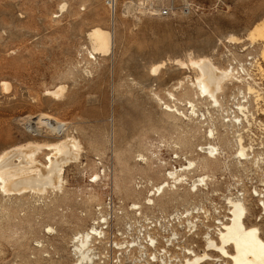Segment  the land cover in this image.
I'll return each instance as SVG.
<instances>
[{
	"label": "rangeland",
	"instance_id": "1",
	"mask_svg": "<svg viewBox=\"0 0 264 264\" xmlns=\"http://www.w3.org/2000/svg\"><path fill=\"white\" fill-rule=\"evenodd\" d=\"M145 2L154 7V13L144 11L136 0H118L112 18L105 0H0V151L27 141H55V134L44 127L40 133L26 127L27 120H34L32 117L39 113L63 121L65 131L61 135L74 136L80 143L77 159L64 168L62 190L47 189L42 194L27 191L23 195L0 191V264H73L76 254L72 248L76 243L72 237L88 231L95 221H106L101 223L107 226L103 230L124 247L95 243L94 264H160L152 261L153 252L163 256L166 264H178L186 248L201 251L206 226L214 227V219L228 215L224 197L229 195L246 198V222L257 224L264 237V214L260 212L264 207L257 205L256 196L258 191L264 193V168L231 162L236 151L232 146L235 134H228L221 125L222 119L230 123L226 120L238 115L236 106L243 95L240 91L245 92L247 83L258 88L262 96L257 100L258 110L253 96L247 97L249 112L256 116L253 120L248 115L249 126L264 121L261 45L247 38L248 30L264 17V0ZM62 3L65 6L60 11ZM188 4L190 9H183ZM164 5L172 7V12L161 16L157 10ZM93 26L112 33L110 53L95 55V59L87 51V31ZM201 56L232 71L217 95L220 106L216 108L208 99L193 97L190 78L186 77L192 71L174 63V59ZM247 57L254 59L257 67L252 82H243L230 66L242 64ZM160 63L163 65L153 74L152 65ZM2 81L7 82V89ZM57 85L64 87L60 97L45 94ZM158 98L166 104L174 102L186 116L191 108L186 101L191 100L198 117L189 115L190 122L183 115L178 119L170 116ZM203 109L206 113L202 118L199 112ZM208 126L219 134L215 136L223 146V154L219 155L222 161L203 160L205 154L198 149L215 141L209 137ZM148 148L159 155L146 165L136 159L139 152L149 155ZM251 149L254 154L261 152L256 147ZM46 152L43 149L37 159L44 163ZM183 155L196 162L197 173L215 176L208 189L200 187L191 192L183 184L155 193L164 181L165 169L184 163ZM157 158L166 165L158 163ZM227 160L228 169L221 170ZM204 163L206 169L200 167ZM94 174H98L97 179ZM152 191L155 194L150 196ZM147 197L152 198L151 205L144 200ZM133 202L140 214L130 209ZM256 215H260L257 220ZM188 219L196 227L187 225ZM45 224L54 231L47 232ZM146 234L156 239L155 246L144 238ZM133 240L146 247L141 259L139 252L130 247ZM166 242L170 243L167 252L158 253Z\"/></svg>",
	"mask_w": 264,
	"mask_h": 264
},
{
	"label": "bare ground",
	"instance_id": "2",
	"mask_svg": "<svg viewBox=\"0 0 264 264\" xmlns=\"http://www.w3.org/2000/svg\"><path fill=\"white\" fill-rule=\"evenodd\" d=\"M64 6H65V3H62L59 7V10L61 11L64 8ZM126 7H128V6H126ZM247 33H248L247 38H249V40L252 43L253 42H259L260 43V45H261V47H260V58L262 60H264V17H262V19L260 21L255 23L248 30ZM87 38H88V41L90 44V48L88 50L87 49L86 50L88 51L90 58L95 59V55L106 56L110 53V50L112 47L111 46L112 45V33L109 29L103 28L101 26H93L92 28H90L87 31ZM234 38H236V37H234ZM232 39H233V37H232ZM84 49H85V47H84ZM87 51H86V53H87ZM87 63H89V62L87 61ZM174 63L179 65L181 68L186 67L187 69L192 71V75L186 76V77L190 78L189 86L191 85L193 88V93H192L193 97L196 99L198 97H201L205 101H207V99H208V101L210 102L209 104H213L214 107L216 108V105L218 104V99H217L218 96L217 95H218V93H220L222 91L223 84H224L225 80L232 74V71L230 69H229L230 71H228L227 68L226 69L219 68L218 66H216L212 62L211 58L206 57V56H201V57H196V58L189 57L185 61H183L181 59H174ZM162 65H163V63L157 64L155 66L152 65L151 72L153 74H155L156 72H158L157 71L158 68L161 67ZM253 65H255L254 62H253ZM256 69H257V67H256ZM262 70H264V69H261V71ZM237 79L239 80L238 77H237ZM240 79L242 80L243 78H240ZM181 83H182V81L180 80L178 82V86H180ZM254 83L257 84L256 81H254ZM1 84L3 85L4 89L8 88L7 82L2 81ZM63 89H64V87L62 85H57L56 87L52 88L51 90H46L45 94L57 98V97H60L62 95ZM240 92L243 93V95H245V96L250 97V95H252L254 98V101H256L257 110L259 109V105H258L259 103L257 102V100L260 98L262 100V96H261L258 88L256 89L255 86L247 83L245 85V92H243V91H240ZM168 95L170 97H172V99H174L172 92H168ZM189 99H190V97H189ZM203 99H202V102H203ZM158 100L164 105V110H166V112L170 116H174V117L176 116V118H177V116L183 115L187 120H190V122L192 119L190 117L191 115L198 117V114L196 113L195 108H194V106H196V105L191 100L187 99V101H186L188 103V105L191 107L189 110L190 116L189 115L186 116V114L183 113L184 110L183 111L180 110L181 108L179 109L175 105L174 102H172V104H166V103L162 102L160 100V98H158ZM199 106H197V107H199ZM236 107H237L239 112H241L242 114L245 115L246 121L248 122V124H249L248 114H251L250 118H252L253 120H256V116H254L253 113L249 112V109H247V106H245L243 103L239 102ZM244 109H246L248 113L245 112ZM203 111H204V109H203ZM206 111H208V108ZM197 112H199V111H197ZM204 113H206V112L205 111L201 112V113L199 112V117L203 118ZM207 114H208V112H207ZM207 114L205 117H207L209 115V114L208 115ZM209 117L210 116H208V118ZM32 118H34V120H30V119L27 120L26 127L31 128L36 133L42 132L43 127H44L49 133L55 134L56 140L53 142L45 143V144L38 143L36 141H27L24 144L10 146V147H7V148L1 150L0 151V191L3 193H16L17 195H23L27 191L31 192V193H38V194H42V193L46 192L47 189H50L52 191H56V190L60 191V190H62L61 188H63L62 185H63V182L65 181L64 180V168H65V166H67L70 162H73L77 159V155H78V152L80 150V143H79L78 139H76L74 136H68V135L62 136L61 135V134H63V131H65V128H64L65 123L63 121L56 120L55 118H53L52 116H50L49 114H46V113H39L38 115H35ZM222 118H223V116H222ZM182 119H183V117H182ZM210 119H208L207 121H209ZM229 120L230 119H228L227 121H229ZM237 120H239V116H234L233 119L230 120L231 121L230 123L225 122L223 119L221 120L222 121L221 125L224 126V130H228V131H226V132H228V134H231L230 132H234V134H235L234 137H232V141H234L235 144H232V146L233 145L236 146V151H235V153L232 154V158H231L232 161L231 162H235L236 165L242 166V167H245L247 164H250L251 166H254L256 168H261L259 161H260V158H262L264 156L261 155V152L260 153L257 152L254 154L253 149H251L249 151V145H247V143L246 144L244 143L243 134L241 132H239L240 122L238 124H235V122ZM180 121H182V120L180 119ZM215 121H216V119H215ZM193 122H195V121H193ZM203 124H205V123H203ZM176 126H178V125H176ZM209 127L210 126H208L209 137L215 141H211V142L207 143L205 146L200 145L198 147V149L200 151L204 152V154H205L203 156V160L204 159L205 160L217 159V158H219V155L221 156L223 154V148H222L223 146L221 145L222 146L221 147L219 144L220 141L218 142L216 140V139H218V138H216V136H217L216 134H218V133L216 132V134H215L213 129L211 128L212 129L211 130ZM233 127H237V128L234 131H232ZM191 131L193 132V130H191ZM200 134H202V133H200ZM220 135H222V133ZM225 135H226V133H225ZM218 136H219V134H218ZM230 139H231V137H230ZM229 141L230 140H228V142ZM162 143H164V142H162ZM168 144H169V142H168ZM224 145H226V144H224ZM232 146L229 149H231ZM177 147H178V144H177ZM226 147H225V149H226ZM43 149L48 151L44 154V157H43L44 158L43 160H45L44 163L41 162L39 159H37L38 153L42 152ZM156 149H157V147H156ZM225 149H224V151H225ZM146 151L149 153V155H146L144 152H139L138 154L136 153L138 155V159H136V160H140L143 162V164L147 165L149 163L150 159L152 157H155L156 154H158V153H157V151L152 152V150H150L149 148ZM229 155H231V153ZM229 155H228V157H229ZM122 157H124V156H122ZM122 157H120V158L122 159ZM175 158H178V156L175 155ZM182 158L184 160V163L179 162L178 165H176V166L172 165L170 168L165 169L164 181L161 183L158 182L160 184L155 189V193H162L163 188L168 187V186H172L175 188L176 186L180 187L183 184L188 185L191 192H195V191L199 190L200 187L208 189L209 183H212L215 176L211 175V173L210 174H202V173L199 174V173H197L198 169L196 168V162L192 159H188V157L186 155H183ZM229 158H227V159H229ZM157 159L159 160L160 158H157ZM219 160H220V158H219ZM220 161H222V160H220ZM228 161L229 160H227V162L225 161L226 163L223 162V164H221L222 165L221 170L226 171L228 169V166H229ZM158 163L162 164L163 166L166 165V162L162 161V159L159 160ZM200 167L201 168L203 167V169L204 168L206 169L207 164L204 163V165H200ZM213 173H214V171H213ZM94 176L97 179L98 174H94ZM188 177H191V178L188 180L187 179ZM155 185H157V184H155ZM152 187H154V186H152ZM177 189H178V187H177ZM177 189H175V191H178ZM150 190L151 189H149L148 191H150ZM172 191L174 192V189ZM190 191H188V192H190ZM155 193L153 191L150 192V196L154 195ZM168 193H170V192H168ZM65 194H67V193H65ZM62 197H63V195H62ZM64 197H66V196H64ZM224 199H225V203L227 206L228 215H223L218 220L214 219V223H216V225L214 224V227L206 226V231L202 235V238L204 240V244H203L201 251L196 253L194 251V249H192L190 247H188L186 249L184 248L185 249L183 251L184 255L178 264H205L206 262H218V261L223 262V264H264V237L261 236L262 233L260 231V227L257 224H253V223L247 224V222H246V213H248L247 212L248 210H247V207L245 204L246 198L239 197L236 195L235 196L229 195V196L224 197ZM144 200L146 201L147 205H151L153 202L152 198H148V197ZM61 201H62V199H61ZM257 205L259 207H264V199H262L261 197H257ZM130 209L135 210V212H134L135 214L141 213V210H139L138 206L135 205L134 202L131 205ZM260 212H261V215L264 214V212H262V211H260ZM190 213H192V212H190ZM48 214H45V215L47 216ZM256 216H257V217H255L256 220L260 218L259 217L260 215L259 216L256 215ZM205 217H207V215H205ZM101 223H106V221H103V222L95 221L92 223V225L90 226V229L88 231L87 230H86V232L82 231L83 233L80 235L77 233L78 236L76 235L77 236V237L75 236L76 238L72 237L73 239H75V243H76L74 248H72L76 254L75 260H74L75 262H73V264H94V262H93V255L94 254L93 253H94V250L96 249V247H94L95 243L102 242V243H105V245L109 246L110 248H116V249H121L124 247L123 246L124 244L122 242H118V241L110 239L109 234L107 235L106 231L103 230L104 228H107V226H104ZM186 223L190 227H193V226L196 227V224L193 223L192 219L186 220ZM43 228H46V231L50 232V233L54 231L53 227L51 225H48V224L43 225ZM213 229H214L213 234L214 235L216 234L215 237H213L212 236L213 234L211 233ZM74 234H76V232ZM172 234L176 235V232H173ZM146 237L148 238L147 239L148 242L153 243L152 246L156 245L157 241L155 238L151 237L150 234H146V236L144 238L146 239ZM169 239H170V237L166 238L165 241L168 242ZM13 240H15V239H13ZM19 240H21V239H19ZM167 242L162 247H160L158 249V253H160L161 251H163L165 253L167 252L166 246H168L170 244V243L167 244ZM36 243H37L36 244V246H37L38 240ZM129 243H131L130 244L131 248L134 247L139 252V254H140L139 259H141L142 256L144 254H146V252H145L146 247L140 241L133 240ZM74 252H72V253H74ZM150 254H152V256L154 258V260H152V261H157L160 264H166L167 263V261L164 260L163 256L158 257L155 252L150 253ZM148 260H149V258H148ZM146 264H149V262L146 261ZM170 264H172V263H170Z\"/></svg>",
	"mask_w": 264,
	"mask_h": 264
},
{
	"label": "built area",
	"instance_id": "3",
	"mask_svg": "<svg viewBox=\"0 0 264 264\" xmlns=\"http://www.w3.org/2000/svg\"><path fill=\"white\" fill-rule=\"evenodd\" d=\"M137 2H139V4H141V8L146 11V12H150V13H154V7L149 5V3H144V0H136ZM143 1V3H142ZM105 5L109 10V17H115L116 12H117V8H118V0H105ZM183 9L185 10H189V4L184 6ZM172 7L168 6V5H164L161 6L158 10L157 13L161 16L164 15H169L172 11ZM253 60L252 58H248L247 60L242 62V64L240 63H235L234 65L230 64L234 75H237L239 78H243V82H252L253 81V70H256V66L253 65ZM236 64L237 68H236ZM251 67V69H249ZM257 77V75H256ZM250 79V80H248ZM257 79V78H256ZM261 93V92H260ZM248 96L242 95V99L240 100V103H243L245 106H247V109H249V100L247 98ZM254 100V98H253ZM237 109V107H236ZM245 112H247L246 109H244ZM238 111V109H237ZM248 113V112H247ZM240 115V116H239ZM249 115V114H248ZM239 116V120H237L235 122V124H238L240 122L239 125V132H241L243 134V137H245L244 142L247 143V145H249V148H259L261 150V155L264 156V121L258 120L255 122L254 126H249L250 124H248V122L246 121V117L244 114H242L241 112L238 111V115ZM234 117V116H233ZM229 118L230 120L233 119ZM229 120V121H230ZM227 121V120H226ZM231 122V121H230ZM259 164L262 168H264V157L260 158ZM256 196L257 197H261L264 196V193H262L261 191L256 192Z\"/></svg>",
	"mask_w": 264,
	"mask_h": 264
}]
</instances>
